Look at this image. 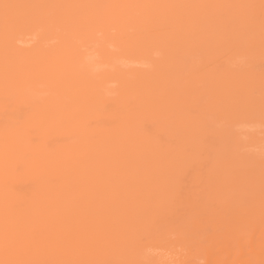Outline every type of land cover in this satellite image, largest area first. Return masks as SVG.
Wrapping results in <instances>:
<instances>
[{
	"label": "bare ground",
	"instance_id": "bare-ground-1",
	"mask_svg": "<svg viewBox=\"0 0 264 264\" xmlns=\"http://www.w3.org/2000/svg\"><path fill=\"white\" fill-rule=\"evenodd\" d=\"M0 264H264V0H0Z\"/></svg>",
	"mask_w": 264,
	"mask_h": 264
}]
</instances>
